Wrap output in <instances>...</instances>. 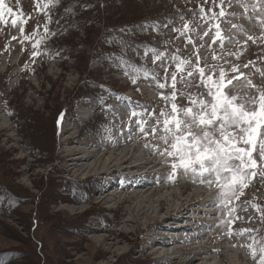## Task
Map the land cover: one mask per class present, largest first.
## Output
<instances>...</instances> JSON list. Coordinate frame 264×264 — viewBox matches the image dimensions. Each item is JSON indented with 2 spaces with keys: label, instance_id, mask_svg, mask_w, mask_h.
Wrapping results in <instances>:
<instances>
[{
  "label": "rangeland",
  "instance_id": "rangeland-1",
  "mask_svg": "<svg viewBox=\"0 0 264 264\" xmlns=\"http://www.w3.org/2000/svg\"><path fill=\"white\" fill-rule=\"evenodd\" d=\"M169 2L164 5L167 11H144L139 22L162 26V41L170 44H155L142 54L141 43L135 58L122 55L118 66H109L97 63L94 44L85 32L72 35L68 24L59 27L56 21L49 22L41 13L46 6L42 8L38 0H5L14 11L3 9L4 21H0L2 264H169L156 251L177 249L182 254L170 264H259V252L254 259L248 246L260 224L257 211L264 205V174L253 176L242 192L224 203L216 187L201 183L199 176L178 169L169 179L172 159L161 155L164 145L151 134L145 137L137 125V120L148 121L150 132L156 118L134 117L132 112L154 111L163 121L161 110L170 112L173 102L189 107L190 98L210 101L198 69H204V81L210 86L207 78L219 81L221 70H230L241 54L250 58L256 41L248 40L249 31L256 33L264 22V0H218L223 16L216 9L210 14L205 5L193 0H173L174 7ZM129 14L115 9L109 15L112 22H121ZM184 20H188L187 29ZM111 29L119 30L118 25ZM263 57L259 64L251 58L250 75H256L253 86L231 90L235 81L231 93L239 90L244 101L258 99L259 90H264ZM180 60L189 61L182 73L177 71ZM242 70L225 73L240 75ZM174 72L175 101L171 99ZM160 83L166 87L158 88ZM124 149L130 159H112L118 163L116 169L97 175L104 171L109 152ZM71 151L90 155L83 164L92 169L74 165ZM258 165L264 172V163ZM145 183L164 198L163 208L153 195H138ZM126 196L134 197L137 208L147 212L139 214L137 224L122 213L131 206L128 198L122 201ZM174 206L178 212L169 215ZM203 208H212L216 214L211 211L213 216H208ZM149 219H163V223L151 224L139 238L138 229ZM242 229L246 231L240 234ZM104 237L109 238L107 243L121 241L105 256L101 253L107 247ZM186 247L199 255L187 260L189 254L182 252Z\"/></svg>",
  "mask_w": 264,
  "mask_h": 264
},
{
  "label": "snow or ice",
  "instance_id": "snow-or-ice-1",
  "mask_svg": "<svg viewBox=\"0 0 264 264\" xmlns=\"http://www.w3.org/2000/svg\"><path fill=\"white\" fill-rule=\"evenodd\" d=\"M5 8L8 13L14 11L5 4V0H0V21H4ZM201 12L203 13V9ZM219 15H225L224 11L222 10ZM12 23L14 25L16 21L13 20ZM184 27L187 29L188 25ZM219 34L218 31L217 36ZM151 51L155 53V49ZM36 54L34 51L33 55ZM123 63L130 65L127 61ZM188 63L189 61L180 60L177 71L182 73L184 71L182 66ZM165 71L167 72V69ZM198 71L201 82L208 88L210 101L190 98L189 103L192 106L189 107H178L173 102L170 112L161 110L160 116L164 117L163 121L156 117L154 111L152 113H148L147 110L142 113L133 111L132 116L147 115L156 118V125L150 132L146 127L148 121L137 120V125L145 137L151 134L164 145L161 155L172 159L173 174L169 179L174 178L178 169H182L185 175L191 173L193 177L199 176L201 183H207L210 188L216 187L222 198L221 202L224 203L236 197L237 191L242 192L248 186L245 181L250 179L248 172L257 168V155L260 162L264 163V90H259L258 99L253 96L247 101L240 102L237 96L227 95L221 90L225 81L222 70L219 81L212 80V77L208 78L212 81L215 91L204 81V69L200 68ZM125 74L130 75L127 71ZM188 75L191 76L192 73ZM130 78L132 83L136 82L135 77L130 75ZM176 82L177 73L174 72L171 97L173 101L176 99ZM249 83L251 84V81ZM157 87L165 88L166 84L160 83ZM162 99L167 101L168 97L162 96ZM158 129L162 135L157 136ZM252 175L255 176L256 172L253 171ZM244 231L246 230L242 229L240 234ZM248 247L254 259L257 251L259 252V264H264V239L257 241L253 238V243Z\"/></svg>",
  "mask_w": 264,
  "mask_h": 264
},
{
  "label": "trees",
  "instance_id": "trees-1",
  "mask_svg": "<svg viewBox=\"0 0 264 264\" xmlns=\"http://www.w3.org/2000/svg\"><path fill=\"white\" fill-rule=\"evenodd\" d=\"M164 4L165 0H52L48 14L49 22L56 21L59 27L68 24L72 35L85 32L94 44L97 63L118 66L122 55L136 57L134 49L141 43L147 48L162 37V26L152 23L147 27L139 16L144 11L164 12ZM115 9L130 14L121 22H112L109 14ZM114 25L119 29L115 33L111 32Z\"/></svg>",
  "mask_w": 264,
  "mask_h": 264
},
{
  "label": "bare ground",
  "instance_id": "bare-ground-1",
  "mask_svg": "<svg viewBox=\"0 0 264 264\" xmlns=\"http://www.w3.org/2000/svg\"><path fill=\"white\" fill-rule=\"evenodd\" d=\"M128 139V138H127ZM67 140H70L69 138H67L66 139V141ZM130 140V139H129ZM117 146V145H116ZM106 147H108V146H106ZM133 149V148H132ZM108 151V150H107ZM113 151V150H112ZM72 152V151H71ZM72 154H74V155H72V157H71V159H73L71 162L74 164V165H77V166H79V168H81L82 170H84V169H87V168H89V169H92V166L91 165H86V164H83V161H85V160H87V159H89L91 156L90 155H88V154H86V153H81L80 151H76V152H72ZM129 154H128V151L126 152L125 151V149L124 150H122L120 153H115V151L114 152H109L108 154H107V157H108V161H107V164L105 165V167L104 168H102L104 171H102V172H99V174H97V175H100V174H102V173H104V172H107L108 170H111V169H113V168H115L116 169V165H118V163L117 162H114L113 160H115L116 161V159L117 158H119V161H122V162H126V160H127V158H129L130 159V156H128ZM113 159V160H112ZM82 160V161H81ZM118 161V162H119ZM135 165H132V166H139L140 164L138 163H134ZM140 179H141V177H140ZM140 181H142V179L140 180ZM164 181V180H163ZM164 183V182H163ZM144 186H146L145 187V189H143V190H140L139 191V193H138V195L139 194H142V195H144L143 193H147V196L149 197V196H151V195H153V201H155L156 203H157V206H159V207H161V208H163V204L165 203L166 204V202H165V200H164V198H162L161 196H157L156 194H153V193H155V192H153V191H155V190H153V191H151V190H149L150 188H151V186L150 187H147V185H146V183L143 185V187ZM163 187H166V184H163ZM162 187V188H163ZM104 190V189H103ZM145 190V191H144ZM151 191V192H150ZM149 193V194H148ZM101 194H104V193H101ZM70 198V197H69ZM104 198V197H103ZM125 198H128L129 200H130V203H129V205H131L130 207H129V209H127V208H124V209H122V213L124 212L125 214H127L128 216H132L133 218H131V219H126L127 221H129L130 223H132V224H137L138 223V216H139V214H142V215H147V212L146 211H144V210H140V209H138L137 208V205H136V202L134 203L132 200H134L135 201V198L134 197H132V196H126V197H123V199H122V201L125 199ZM112 199H114V198H112ZM102 200V198L100 199V200H98V201H101ZM207 201V200H206ZM202 203H203V200H202ZM183 205V203H181L180 204V206H182ZM185 206H189V202L188 203H186V205ZM178 208L177 207H175L174 206V210L173 209H170L168 212H169V215H172V213L173 212H178ZM136 217V218H135ZM118 219H119V217H117L116 219H115V221H118ZM152 219V218H151ZM125 219L123 218V220L121 221L122 223H124L123 221H124ZM148 222H150V223H148V224H146L145 226H143V227H140L138 230H140L139 231V233H138V237L140 238L141 236H142V233H143V230H145V229H148V227L151 225V224H157V225H159V224H162L163 223V219H161V220H150L149 219V221ZM112 234H115L114 232H111ZM120 234V233H119ZM212 238V237H211ZM109 238L108 237H104L103 238V240L105 241V240H108ZM111 240V239H110ZM109 240V241H110ZM112 241H114L113 243L111 242V243H107V241H105V243H106V245H107V247L105 248V249H103L102 250V252L101 253H103V256H105L106 255V253H108L109 252V248L110 247H112L113 245H115V247H117V245L118 244H120L121 243V241H119V240H115V239H113ZM163 246L164 245H166V244H162ZM159 249H161V247L159 248ZM190 247H186L182 252H187L188 254H189V257H188V259L187 260H191L192 258H194V257H196V256H198L199 255V253H196L197 251H195V252H191L190 251ZM221 249V248H220ZM113 249H111V251H112ZM177 250H179V249H177ZM177 250H172L171 252H169V251H160V250H157L156 251V254H157V256H160V259H162L163 261L165 260L166 262H168L169 264L170 263H174V261L175 260H177L179 257H180V255L182 254V253H180V252H178ZM141 251H144L143 250V248H142V250ZM99 254V253H98ZM101 255V254H100ZM93 256H95L94 254H92V257ZM200 264H205L203 261L200 263ZM228 264V263H227Z\"/></svg>",
  "mask_w": 264,
  "mask_h": 264
}]
</instances>
